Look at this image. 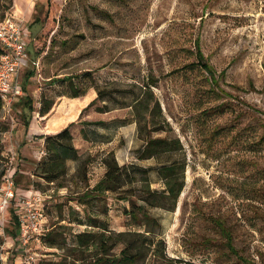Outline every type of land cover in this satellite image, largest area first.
Masks as SVG:
<instances>
[{"label": "rangeland", "instance_id": "1", "mask_svg": "<svg viewBox=\"0 0 264 264\" xmlns=\"http://www.w3.org/2000/svg\"><path fill=\"white\" fill-rule=\"evenodd\" d=\"M5 17L26 27L18 82L27 81L34 108L30 116L17 101L0 111V186L14 153L20 192L53 188L35 175L43 136L68 128L77 151L53 184L67 192L49 201L43 240L27 248L31 264H128L121 251L133 264H264V0H0ZM198 50L220 92L196 65ZM146 134L181 149L138 160ZM114 161L148 169L132 174V194L164 192L158 168L184 164L174 210L133 196L156 220L146 226L117 193L85 200ZM12 215L13 204L0 212V264H25Z\"/></svg>", "mask_w": 264, "mask_h": 264}, {"label": "trees", "instance_id": "2", "mask_svg": "<svg viewBox=\"0 0 264 264\" xmlns=\"http://www.w3.org/2000/svg\"><path fill=\"white\" fill-rule=\"evenodd\" d=\"M196 54L198 56L196 65H198L201 70H203L210 76L211 83L213 84L214 87H217L219 91L217 79H215L214 77V72L212 71V68L205 61L204 56L200 50H198ZM32 75L33 73H30V77ZM26 82L23 84L24 88L22 89L24 90L26 87ZM147 90L149 89L147 88ZM18 101L22 102V108L24 110H27L28 114L31 116L34 108L33 101L27 98L24 99V97L18 99ZM143 103H144L143 100H137L134 104V108L138 109L139 104H143ZM1 109H3V102L0 98V111ZM151 110L152 108L149 109V107L147 106L143 111H146L148 114L149 112H151ZM40 113L44 114L45 110H40ZM143 121L146 127L149 128L153 124L151 117L148 116H145L143 118ZM0 131L2 132L4 131V129L0 127ZM42 138L44 140V148L46 151V156L44 157V160L37 165L35 169V175L46 184H50V183L54 184L55 182H59L60 179H62L66 175V162L68 160H76L77 151L72 144V136L68 128L64 129L63 131L59 132L56 135L48 136V137L43 136L41 137V139ZM144 141H145L144 146L141 149L137 150L136 152V158L138 160H149L151 158L160 156L162 154H167L169 152H173L181 149L179 143H177L176 146L174 147L165 138H150L149 135L147 134L145 135ZM176 169L177 171H175ZM184 169H185L184 164L179 167L176 162H168L166 165H162L158 168V174L165 184L166 190L164 192L159 193L157 191L151 190L149 185H146L141 187L138 193L132 194L131 186L136 181L132 177V174L134 172H138L142 177L144 176V178H146L148 174V169H140L134 165L119 166L115 161L106 162V170L102 178L99 179V181L95 185L93 186L88 185V187L86 188V191L90 189L88 195L91 196H88L85 200H89L90 202H93L106 193H117L116 197L118 198V200H127V201L129 200L130 202L131 209L130 211L127 212V214H129L133 219L137 220L138 213H140L141 218L144 221V225L146 226L149 224L154 225L157 224L156 220L146 212L144 205L137 206L133 201H131L132 197L136 196L137 200H140L143 203H146L153 207L165 206V205H159V203H155L157 200L164 202L169 201L171 202V207L170 209H168L167 207L166 208L171 211L174 210L177 200L184 186V182L182 179ZM3 175H4V171L1 173V176ZM178 179H181V181L177 185H175V182ZM122 183L129 184L130 188L121 189ZM60 186L61 184L58 183L59 188H65ZM12 221L14 224L13 230L15 234H17L19 230V226L15 215H12ZM90 226L95 227V225H89V227ZM221 230L224 231V234L227 239L226 244L230 252L234 255H237L236 251L232 246L229 234L224 228H222ZM88 237H89V233H80L76 235L77 240L81 244H87ZM103 237L104 239L110 238L107 236L105 237V235H103ZM121 253H122L121 260H123V262H127L128 264L134 263L136 258H132L131 255H127V251H121ZM107 261L108 259L106 257H102L100 259L101 263Z\"/></svg>", "mask_w": 264, "mask_h": 264}, {"label": "built area", "instance_id": "3", "mask_svg": "<svg viewBox=\"0 0 264 264\" xmlns=\"http://www.w3.org/2000/svg\"><path fill=\"white\" fill-rule=\"evenodd\" d=\"M26 27L16 17H5L0 21V98L3 110L11 114L12 107L18 99L24 97L22 86L18 82L20 72L28 66L29 55L24 41ZM41 147L37 151L40 160L46 156L44 140L40 139ZM20 161L12 154L10 167L2 177L0 186V212H6L13 204L15 217L18 221V241L26 249L32 244L39 245L44 235L46 223L45 210L53 195H65L66 188H56L53 183L50 190L43 192L37 189H27L23 192L17 188V169L13 164ZM29 254V253H28ZM34 254L26 257L25 264L34 261Z\"/></svg>", "mask_w": 264, "mask_h": 264}, {"label": "crops", "instance_id": "4", "mask_svg": "<svg viewBox=\"0 0 264 264\" xmlns=\"http://www.w3.org/2000/svg\"><path fill=\"white\" fill-rule=\"evenodd\" d=\"M42 139H43V138H42ZM24 149H25V147H24V148H19V151H20L21 154H23V151H22V150H24ZM16 175H17V174H16ZM98 181H99V180H97L96 182L92 183L91 186L95 185ZM89 182H93V181L90 180Z\"/></svg>", "mask_w": 264, "mask_h": 264}]
</instances>
